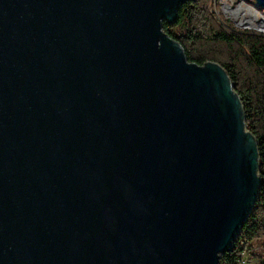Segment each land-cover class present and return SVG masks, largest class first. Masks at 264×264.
<instances>
[{
	"label": "water",
	"instance_id": "obj_1",
	"mask_svg": "<svg viewBox=\"0 0 264 264\" xmlns=\"http://www.w3.org/2000/svg\"><path fill=\"white\" fill-rule=\"evenodd\" d=\"M185 1L0 0V264L231 251L257 146L224 69L162 30Z\"/></svg>",
	"mask_w": 264,
	"mask_h": 264
},
{
	"label": "trees",
	"instance_id": "obj_2",
	"mask_svg": "<svg viewBox=\"0 0 264 264\" xmlns=\"http://www.w3.org/2000/svg\"><path fill=\"white\" fill-rule=\"evenodd\" d=\"M212 4L213 0L181 3L176 20L162 21V30L180 45L188 62L198 66L212 62L224 69L242 105L246 130L255 138L258 194L231 251L220 258V264H240L246 247L264 239V34L237 29L210 11ZM257 258L264 264V259Z\"/></svg>",
	"mask_w": 264,
	"mask_h": 264
},
{
	"label": "rangeland",
	"instance_id": "obj_3",
	"mask_svg": "<svg viewBox=\"0 0 264 264\" xmlns=\"http://www.w3.org/2000/svg\"><path fill=\"white\" fill-rule=\"evenodd\" d=\"M240 1L249 4L248 6H246L247 8L255 7L250 2L251 0H215L212 4L211 9H212V12L214 11L216 12V13L214 12L216 15L226 20H229L230 23L237 29H242L243 27L252 28L250 26H247L246 22H243L242 25L239 23V21H245V20H248L250 22V17L245 12V10L247 9L245 10L239 9L237 13H233V16L228 15L229 7L238 8V5H240ZM256 8L257 7H255V9ZM242 10H244V12H242ZM257 11L259 12V15H260L259 17H261L264 20V12L261 11L260 9H258ZM253 255L264 259V239H260V240L250 243L246 247V250L244 251V253L241 255L239 259V263L240 264H259V258L254 257ZM221 257L222 255L220 256V258ZM219 264H220V259H219Z\"/></svg>",
	"mask_w": 264,
	"mask_h": 264
},
{
	"label": "bare ground",
	"instance_id": "obj_4",
	"mask_svg": "<svg viewBox=\"0 0 264 264\" xmlns=\"http://www.w3.org/2000/svg\"><path fill=\"white\" fill-rule=\"evenodd\" d=\"M256 9L255 7L254 8L245 7L244 10L246 14L250 17V22L248 20H245L243 22H246L247 26L264 31V20L261 17H259L260 15L259 12L257 11L258 9L257 10Z\"/></svg>",
	"mask_w": 264,
	"mask_h": 264
},
{
	"label": "built area",
	"instance_id": "obj_5",
	"mask_svg": "<svg viewBox=\"0 0 264 264\" xmlns=\"http://www.w3.org/2000/svg\"><path fill=\"white\" fill-rule=\"evenodd\" d=\"M214 2V0H213ZM247 5V3H244L242 1H240V5H238V8H235V7H229V12H228V15L229 16H233V13H237L239 9H244ZM210 11H212V9L210 8ZM215 12V11H214ZM242 12H244V10H242ZM216 13V12H215ZM239 23L242 25L243 21H239ZM243 27V26H242Z\"/></svg>",
	"mask_w": 264,
	"mask_h": 264
}]
</instances>
